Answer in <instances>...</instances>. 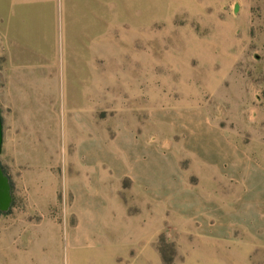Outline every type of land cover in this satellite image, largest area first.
Masks as SVG:
<instances>
[{
  "label": "rangeland",
  "instance_id": "rangeland-1",
  "mask_svg": "<svg viewBox=\"0 0 264 264\" xmlns=\"http://www.w3.org/2000/svg\"><path fill=\"white\" fill-rule=\"evenodd\" d=\"M107 3L85 41L100 45L87 69L70 54L85 49L79 29L9 21L0 0V166L12 197L0 264H264V174L222 185L225 203L228 187L236 194L238 224L211 243L143 210L129 179L114 195L105 167L83 166L77 151L94 138L119 158L121 136L148 142L153 110L198 108L264 169V0Z\"/></svg>",
  "mask_w": 264,
  "mask_h": 264
},
{
  "label": "crops",
  "instance_id": "crops-1",
  "mask_svg": "<svg viewBox=\"0 0 264 264\" xmlns=\"http://www.w3.org/2000/svg\"><path fill=\"white\" fill-rule=\"evenodd\" d=\"M103 7L106 0H7L4 13L9 21L20 15L45 17L50 23V34L52 24H59V20L65 32L76 33L79 29L85 49L70 54L83 56L89 69L95 64L100 45L93 42L88 47L85 41L95 38L97 24L104 25L105 18L100 12ZM11 40H8L9 55ZM150 118L156 128L163 124L167 131L151 128L145 143L144 136L136 140L126 132L119 141V158L96 144L94 138H87L77 149L80 161L86 162L81 164L93 170L105 167L106 181L112 179L110 183L115 184L114 195L119 191V182L129 179L132 191L143 201L142 209L150 207L153 214L163 217L169 230L183 232L187 239L193 235L216 243L230 238L238 224L233 218L238 209L237 203L233 204L236 194L228 187L231 201L225 203L222 185L239 182L245 173L259 179L264 169L251 161L240 145L198 108H174L165 113L153 110ZM88 189L81 190L83 196L91 198L94 194L101 201L99 189ZM102 204L99 202L100 208Z\"/></svg>",
  "mask_w": 264,
  "mask_h": 264
},
{
  "label": "water",
  "instance_id": "water-1",
  "mask_svg": "<svg viewBox=\"0 0 264 264\" xmlns=\"http://www.w3.org/2000/svg\"><path fill=\"white\" fill-rule=\"evenodd\" d=\"M2 121L0 117V155L2 150ZM12 203L11 189L8 177L4 174L0 166V212L5 213L9 210Z\"/></svg>",
  "mask_w": 264,
  "mask_h": 264
}]
</instances>
